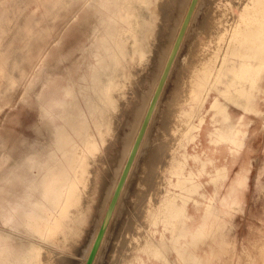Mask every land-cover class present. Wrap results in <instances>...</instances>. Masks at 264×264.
<instances>
[{
    "label": "bare ground",
    "instance_id": "obj_1",
    "mask_svg": "<svg viewBox=\"0 0 264 264\" xmlns=\"http://www.w3.org/2000/svg\"><path fill=\"white\" fill-rule=\"evenodd\" d=\"M225 1L83 0L87 13L99 15L86 69L76 79L69 69L63 82L56 77L41 81L35 104L47 141L23 138L27 150L20 160L5 169L10 153L0 160V264H103L108 253L111 264H130L134 259L146 264L139 252L153 258L151 264L212 262L214 248L203 257L201 245L225 242L226 214L239 203L238 191L246 184L242 166L230 177V161L239 159L248 146L252 118L264 114V0H239L238 16ZM76 2L69 1L71 20L79 14ZM206 4L199 24L205 39L193 43L181 65L168 104L173 114L168 116L160 105L190 29ZM63 35L64 28L40 48L33 68L23 69L22 75L29 78L21 101L42 79L47 53ZM256 41L263 43L254 54L249 50ZM156 59L157 71L149 69ZM84 64L85 59L79 60L76 67ZM3 75L0 63V78ZM147 75L152 77L149 89L142 91ZM14 82L10 77L9 87ZM135 94L134 118L125 121L129 130L112 157L116 167L107 168L110 181L103 179L97 213L91 218L87 203L92 158H101V145L116 137L124 105ZM157 119L156 137L160 143L169 141L170 147L151 190L146 172L153 156L141 184L137 187L135 182ZM203 129L208 150L190 152ZM36 130L42 134V128ZM217 151L225 159L217 161ZM129 193L135 194L137 212L128 220L130 229L123 232L120 220ZM86 220H91L92 228L78 247L73 237L82 233ZM21 230L60 247L70 246L76 255L44 249L31 239L28 245H13V234Z\"/></svg>",
    "mask_w": 264,
    "mask_h": 264
},
{
    "label": "rangeland",
    "instance_id": "obj_2",
    "mask_svg": "<svg viewBox=\"0 0 264 264\" xmlns=\"http://www.w3.org/2000/svg\"><path fill=\"white\" fill-rule=\"evenodd\" d=\"M69 1L0 0V63L4 69V75L0 78V152L3 150L0 153V160L6 153L11 155V160L3 163V169L14 165L23 157L27 150L22 141L23 138L29 139L30 142H33L34 139L40 143L47 141L48 132L35 104V95L41 87V81L45 80L46 77H56L59 82H63L69 69L74 70L76 79L78 74L86 69V63L90 60V53L87 49L93 38L91 35L92 28L98 23L99 15L94 11L87 13L86 9L81 6L83 0H77L74 10L79 9V14L76 19L71 20L73 8L70 7ZM225 4L233 15L238 16L240 14L239 0H226ZM206 7L207 4L202 5L201 11L197 14L196 21L193 23L185 42L181 59L171 74L170 85L160 105L162 112L167 111V113H170L168 116L173 114L168 104L181 65L185 63L193 43L205 39V34L199 29V24L203 20V10ZM251 12L252 10L248 13ZM67 22L68 25L65 27ZM63 28L62 40L59 44L52 46L47 53L41 70L42 79L30 91L27 100L21 101L20 97L29 78L22 75L23 69L30 71L33 68L38 62L40 48L44 47V44L50 39H54L56 33ZM262 43L256 41L255 44L251 45L249 52H255L254 54H256ZM78 46L83 49L86 48L85 52L82 49H77ZM83 59H85V64L80 66L78 70L76 66L79 65V60L82 61ZM158 65V59L152 60L148 68H154L157 71ZM10 77L15 80L11 87H9ZM151 78L147 75L141 86L142 91H148ZM138 94L132 95L126 101L125 110L121 115L123 123L118 126L116 137L107 144L101 145V158L98 160L92 158L91 179L93 185L87 203L91 218L97 213L96 206L101 197L103 179L110 181L107 168L115 166V162L111 161L112 157L116 156L118 150L122 148L121 139L129 130V126L125 124V121L126 119L132 121L134 118L133 107L137 103ZM184 107L187 108L188 105L186 104ZM252 119L249 126L248 146L243 150L239 159L230 161V177L233 178L236 171L242 166L243 169H246V184L238 191L239 203L231 207L226 214L225 242L219 245L209 240V243L201 245L200 254L203 257L214 248L215 256L210 264H264V114ZM38 127L43 129L41 135L36 130ZM153 130V134L149 137L148 144L141 157V167L137 172L138 177L135 182V186L138 187L141 180L148 174L151 190L155 186V174L163 161L165 151L170 147L169 141L160 143L156 137L159 131L158 119ZM208 145L205 129H203L196 143L189 146V151L193 152L195 150L201 154L203 151L208 150ZM152 156L154 161L150 165V172H146L147 163ZM215 157L217 161L225 159L220 151L215 152ZM229 160L231 159L229 158ZM4 187L6 188V185ZM143 191L145 192V189ZM135 199V194L129 193L127 195L126 212H123L120 220V223L122 222L120 228L123 232L130 229L128 220H132L137 212V209L133 210ZM129 203L131 209L127 211ZM198 223L199 215L194 220V230ZM91 228V220L83 222L82 233L80 235L75 234L73 237L78 247L84 244L86 235ZM30 239L38 242L44 249L68 256L76 255L74 249L70 246L60 247L57 243L30 237L23 230L13 234L11 243L16 246L28 245ZM138 255L146 261V264H151L154 261L153 258L149 260L144 252H139ZM111 258V254L108 253L104 257L103 264H111ZM130 264L139 263L134 259Z\"/></svg>",
    "mask_w": 264,
    "mask_h": 264
},
{
    "label": "water",
    "instance_id": "obj_3",
    "mask_svg": "<svg viewBox=\"0 0 264 264\" xmlns=\"http://www.w3.org/2000/svg\"><path fill=\"white\" fill-rule=\"evenodd\" d=\"M164 80V79H163ZM163 82V81H162ZM161 85H162V83H161Z\"/></svg>",
    "mask_w": 264,
    "mask_h": 264
}]
</instances>
